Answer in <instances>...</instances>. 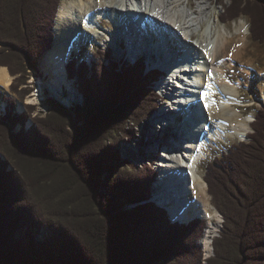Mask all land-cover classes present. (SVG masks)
<instances>
[{"label":"trees","instance_id":"trees-1","mask_svg":"<svg viewBox=\"0 0 264 264\" xmlns=\"http://www.w3.org/2000/svg\"><path fill=\"white\" fill-rule=\"evenodd\" d=\"M216 2L221 23L248 18L252 39L264 43V0ZM61 4L0 0V67L19 76L11 90L22 98L31 91H18L28 67L37 68L54 44ZM99 56L108 64L69 66L81 106L69 111L48 100L50 112L27 133L13 129L29 115L0 121V264H264V108L249 140L206 170L224 218L206 258L207 222L173 223L150 201L157 172L123 162L118 150L160 105L161 73L148 72L145 59L118 69L109 54Z\"/></svg>","mask_w":264,"mask_h":264},{"label":"bare ground","instance_id":"bare-ground-1","mask_svg":"<svg viewBox=\"0 0 264 264\" xmlns=\"http://www.w3.org/2000/svg\"><path fill=\"white\" fill-rule=\"evenodd\" d=\"M189 5L184 0H66L58 13L54 48L40 59V68L45 77L49 78L47 83L40 85V92L51 86L54 98L71 105L76 94L67 98L61 93L60 87L67 84V81L63 76V64L59 61L71 57L79 48L84 49L87 46L84 42L101 41L109 46L118 36H122L123 43L131 42L126 45L125 51L131 53L128 61H132L134 54H139L134 51V35H129V30L125 33V29H135V25H140L146 31L141 37L150 40L149 45L153 44L149 54H157L159 63H164L168 77L173 79L162 81L166 95H169L167 92L172 95L169 96L170 105L163 107L158 115H164L168 125L176 117H184L181 124L184 136L182 134L181 140L177 139L175 143L169 144L173 149L170 153L167 151V156L163 159V178L159 180L155 198L161 206L168 208L175 221L188 222L197 217L206 219L208 228L203 245L211 251L212 241L221 228V218L208 194L200 161L205 158L210 144L217 145L221 141L229 144L248 138L250 122L254 120V116L246 112L252 107V103L229 72L236 64L241 65L248 73H251L250 69L256 71L257 67L251 59L246 60L251 48L248 42L250 29L246 22L234 23L235 36H225L230 32L218 31L217 26L208 21L207 0L198 2L193 10ZM139 17H144L146 26L142 22L136 24ZM101 21L112 24L115 31L104 29ZM137 30L141 32L140 27ZM198 31L204 33V36L196 41L197 46L192 39ZM138 34L139 32L137 36ZM169 35L173 40L176 39L175 44L184 48L185 56L175 64L169 63L174 52L168 45ZM196 75H200V78L196 79ZM189 78L196 81L193 87L189 85L191 88L187 89L184 86L189 84V80H186ZM12 82L13 77L8 69L0 67V89L9 92ZM67 85L71 87L70 84ZM190 91L192 98L188 102L185 94ZM39 96L29 100L39 102ZM262 100L264 102V98ZM174 108L182 109L185 113L182 111L180 115L171 117L170 110ZM190 113L194 115L192 118ZM145 131L151 132L147 128ZM152 136L156 137L154 134ZM159 154L156 148L153 155Z\"/></svg>","mask_w":264,"mask_h":264},{"label":"rangeland","instance_id":"rangeland-1","mask_svg":"<svg viewBox=\"0 0 264 264\" xmlns=\"http://www.w3.org/2000/svg\"><path fill=\"white\" fill-rule=\"evenodd\" d=\"M65 1L66 0H62V4ZM185 1L190 3L189 8L193 10V8L194 9L196 8V5L198 4V2H201L202 0H184V2ZM207 1L209 2L208 13H207L208 21L214 23L217 26V30L218 31H225L226 30L227 32H230V33L226 34L225 36H235L236 33H235V29H234L233 24L236 23V22L239 24L241 21H244V22H246L248 24L249 29H250V20L248 18H244V17H241L240 19H237V20L232 21V22H228L226 24L221 23V21L219 19L220 14H222V12H223L221 6L218 5L216 0H207ZM227 3L229 4L228 1H227ZM62 4H61V6H62ZM205 20H204V22H205ZM101 23H102V25L104 26V28L106 30L110 31L112 29V31H115V29L112 26V24H110L108 22H105V21H101ZM205 26H206V24H205ZM204 30H205V27L203 28V31ZM249 33H250V31H249ZM201 36H204V33L201 34V32L198 31V34H196L193 37V39H192L193 41L192 42L197 45L196 41H198ZM169 40H170V44L168 43V45L171 48V50H174L173 53L176 55V52H178L180 50V48L178 47L179 45L174 43V40L176 41V39L173 40V37L171 35H169ZM55 41H56V36H55L54 44H55ZM248 42H249L251 48L249 50L250 51L249 57L246 58V60L249 61V59H251L252 62H253V65L255 67H257V70L255 71V70L250 69L251 73H248V71L246 69L242 68L241 65L236 64L235 68H233V70L230 71L229 74H230V77H234L235 78V81H234L235 83H239L240 84V88L239 89L242 90V92L246 93L249 96V101H251L252 107L247 110L246 114L253 115L254 118H255V115L258 112V110H260L261 108H264V102L262 100L264 98V90H263L264 89V72H262V71H264V43L260 44V43L254 42V40L251 37V33L248 36ZM54 44H53V48H54ZM94 44H95L94 46H92V44H91V46L89 44H87V46H86L87 48H85L83 50V52L86 55H90V54L92 55V53H94L95 56H97V58H98V56H99L98 51H99V53H100V51H105L106 50V45L102 44L101 41L98 44H96V43H94ZM2 46H4V45L0 44V47H2ZM183 50H184V48H183ZM83 52L81 54L82 56H83ZM174 54H172V57H174L173 56ZM116 55L119 56L117 53H116ZM158 60L159 59L155 55H153V59H150L149 56L147 58V61H150V62L152 61L153 63H159ZM159 65L164 66V63H159L158 66ZM255 67H252V68H255ZM33 72L34 71H32V70H30L28 68V76H27L28 80H27V82L25 84H23L21 86L20 89H22V88L25 89V88L30 87V89H27V90H31V88L34 87L35 88V91H34L35 93H33V95H32L33 98H29V99L33 100L34 98H36V95H40L38 97L39 98L38 101H40V100H42L43 97H41V93H39L40 90L38 91V87L36 86V84L38 83V84L41 85V84H43V82H45L44 80H42V81L39 80V76L43 75V71L42 72H38L37 76ZM195 77H197L196 79H199L200 75H196ZM14 78H15V80H17L18 76L14 77ZM167 78H168V76H166V75L161 77V79H163L164 81ZM196 79H194V81H193V78L192 79L191 78L186 79V80H189V84L187 86H184V87H186L187 89H190L191 86H189V85H192V87H193L195 85ZM47 81H46V83H47ZM185 83L187 84L186 81H185ZM182 88H183V85H182ZM0 93H3V92L0 91ZM188 96H189V93H187L186 97H188ZM20 97H22V96L20 95ZM51 97H52V93H51V86H50L49 95H47V100L49 98H51ZM29 99L27 100V102H33V101H30ZM74 100H75V98H74ZM23 101H24V99H23ZM36 102L37 101H35L34 103H36ZM47 102L48 101H46V103ZM81 103H82V99H81ZM160 105H162V108H163L166 105H170V104H169V101H168V103L167 102H160ZM39 112H44L45 113L44 107L39 108ZM46 116H41L40 118L43 119ZM160 116L162 117L164 115L161 114ZM253 116H252V119H253ZM155 119H157V118L154 117L153 119H150L149 122H153V121H155ZM142 127H143V124L137 126V128L134 129L133 138L132 139H130V140L129 139H123L121 142H119L118 143V150L121 152V158H122L123 162L130 163V165H133L135 167H140V168L144 167V166H146L148 164H151L152 166H148V167H151L157 173L160 172L161 174L158 177V178H160V176H162L161 167L163 165V163L161 162V158H164V157L167 156V151L164 150L163 153L162 152L160 153V151H158L160 154L157 155V156L153 155V156L150 157V159L146 158L145 156L142 157L141 154L139 155V149H140V146L142 145L143 139H144V136L141 133L142 132ZM145 128H147V127H145ZM147 131H150V130H147ZM161 132H163V131H161L160 129H157V130L153 131L154 135L157 134V137H160V139H162L166 135L164 133L161 134ZM153 133H152V135H153ZM251 133H252V128H251L249 134H251ZM247 139H246V141L245 140L236 141V142H232V143H229V144H225L222 141L219 142L217 145L216 144H210L209 145L210 146L209 149L206 150L205 158L201 159V161H200V168H201V170H202V172L204 174V179L206 177V170H207L208 165L210 163L215 161L216 158L223 156V154H225L231 148L232 145L238 144V143H242V142H247L248 141ZM172 141H173L172 139H169L168 143H171ZM168 148H170V147L168 146ZM170 149H173V148H170ZM131 151H132L133 154H131ZM170 151H172V150H170ZM168 153H170V152L168 151ZM151 159H153L152 161H154V162H152V161L149 162V160H151ZM155 186L157 187V185H155ZM155 186L152 187V193L154 192L155 196L157 197L158 190H156ZM211 201H212L213 205L215 206L212 197H211ZM217 212L220 215L221 224H222L221 214L219 213L218 210H217ZM207 224H208V222H207ZM221 224H220V226H221ZM207 228H208V226H207ZM207 228H206V230H207ZM45 232H46V230H43L42 231V235H39V239L40 240L43 239ZM218 233H219V231H218ZM200 244L203 245V239L200 242ZM203 248H204V251L207 252V254L211 253V251L207 250L204 247V245H203ZM211 250H212V246H211Z\"/></svg>","mask_w":264,"mask_h":264},{"label":"built area","instance_id":"built-area-1","mask_svg":"<svg viewBox=\"0 0 264 264\" xmlns=\"http://www.w3.org/2000/svg\"><path fill=\"white\" fill-rule=\"evenodd\" d=\"M32 70V69H30ZM34 71V70H32ZM36 76H37V72L34 71L33 72ZM38 87V91L40 90V85L37 86ZM21 88V87H20ZM23 89V88H22ZM21 90V89H20ZM41 93V97L42 100H40L37 103L34 102H27V100L29 98H31V96L33 94H31L27 100H25L24 104H18L16 110H12L11 106L8 104V102H6L3 98L0 97V119H4L8 114L12 113L13 115L16 114H24V113H29V110L27 108V105L30 104H34L36 105V109L31 113V117L27 120L25 126L23 127L21 124H18L15 129L14 132L16 133H20L23 129L25 130V132H29L31 131L33 128L37 127V124L35 123V119L40 118L41 116H46L49 112H50V106L47 105L46 101H47V95L44 94V89ZM33 98V96H32ZM81 99H82V95L79 92V89L76 90V97H75V101L66 107L67 110H72L71 108H76L77 105H82L81 103ZM44 107L45 113L44 112H39V108Z\"/></svg>","mask_w":264,"mask_h":264},{"label":"water","instance_id":"water-1","mask_svg":"<svg viewBox=\"0 0 264 264\" xmlns=\"http://www.w3.org/2000/svg\"><path fill=\"white\" fill-rule=\"evenodd\" d=\"M222 222H224L223 217H222ZM181 223H185V222H181ZM222 228H223V224H221V229H220L221 232H222ZM216 236L218 237L219 235L217 234ZM212 243H213V241H212ZM212 252L214 253V248H213V246H212Z\"/></svg>","mask_w":264,"mask_h":264},{"label":"snow or ice","instance_id":"snow-or-ice-1","mask_svg":"<svg viewBox=\"0 0 264 264\" xmlns=\"http://www.w3.org/2000/svg\"><path fill=\"white\" fill-rule=\"evenodd\" d=\"M206 55H207V50H206ZM230 58V57H229Z\"/></svg>","mask_w":264,"mask_h":264}]
</instances>
